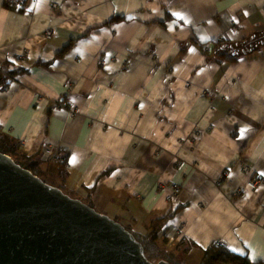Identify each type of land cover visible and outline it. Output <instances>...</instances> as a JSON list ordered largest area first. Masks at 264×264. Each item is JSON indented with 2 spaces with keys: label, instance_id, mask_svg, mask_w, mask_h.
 <instances>
[{
  "label": "crops",
  "instance_id": "1",
  "mask_svg": "<svg viewBox=\"0 0 264 264\" xmlns=\"http://www.w3.org/2000/svg\"><path fill=\"white\" fill-rule=\"evenodd\" d=\"M22 6L0 0V62L26 71L0 91V128L45 167L59 147L66 190L95 186L94 208L136 231L181 207L167 237L192 244L185 264L220 239L264 262V183L246 187L264 176V42L240 50L264 0Z\"/></svg>",
  "mask_w": 264,
  "mask_h": 264
},
{
  "label": "water",
  "instance_id": "2",
  "mask_svg": "<svg viewBox=\"0 0 264 264\" xmlns=\"http://www.w3.org/2000/svg\"><path fill=\"white\" fill-rule=\"evenodd\" d=\"M0 264L170 263L150 261L121 222L0 151Z\"/></svg>",
  "mask_w": 264,
  "mask_h": 264
},
{
  "label": "trees",
  "instance_id": "3",
  "mask_svg": "<svg viewBox=\"0 0 264 264\" xmlns=\"http://www.w3.org/2000/svg\"><path fill=\"white\" fill-rule=\"evenodd\" d=\"M19 1L20 0H4V5L7 9L20 8V10H23L24 8L22 5L20 6ZM262 42H264V35H256L255 37L244 41L240 50H248L251 48L256 49ZM229 54L230 53H220L218 55V59H225L228 61L238 60L239 57L231 56ZM25 72V69L17 66L10 60H3L0 62V91L6 89L11 81L17 79L19 75L24 74ZM0 151L10 155L17 163H19L24 168L31 170L34 174L41 177L45 182L59 187L64 192L70 194L65 188V182L69 175L66 168L67 156L64 155L59 157L60 159L63 158V161L59 159L58 161L53 160V162H49L48 167L44 169L42 167V161L40 157L28 155L23 150L20 141L4 132L1 128ZM88 189L90 192L89 198L83 201L94 207L91 195L92 190L95 189V186ZM180 208L181 207L171 210L165 216H159L151 219L147 225V230L144 232L136 231L134 229L135 219H133V221L130 223H123L119 221L118 218L114 219L121 222L135 235L137 240L142 243L145 254L150 261L154 263L166 261L170 264H185L183 261V256L190 251L192 244H189L188 240L183 239L180 241V243L174 245V251L169 250V239L167 237L170 221ZM200 264H264V262L254 263L251 261L248 255L237 254L227 248L220 247L216 243H212L205 249Z\"/></svg>",
  "mask_w": 264,
  "mask_h": 264
},
{
  "label": "built area",
  "instance_id": "4",
  "mask_svg": "<svg viewBox=\"0 0 264 264\" xmlns=\"http://www.w3.org/2000/svg\"><path fill=\"white\" fill-rule=\"evenodd\" d=\"M24 2V0H20L19 3L22 5ZM53 31H51L50 33H52ZM17 58H20V56H18ZM46 154L49 156H53V160L54 161H58L60 158L59 156V147L54 149V148H49L46 151ZM61 161H63V158L60 159ZM264 183V176L261 178H255V179H248L246 182V187H249L251 189L256 188L258 185L263 184ZM217 245H219L220 247L223 248H227V242L224 239H220L216 242Z\"/></svg>",
  "mask_w": 264,
  "mask_h": 264
},
{
  "label": "rangeland",
  "instance_id": "5",
  "mask_svg": "<svg viewBox=\"0 0 264 264\" xmlns=\"http://www.w3.org/2000/svg\"><path fill=\"white\" fill-rule=\"evenodd\" d=\"M51 31H48L47 33L48 34H53V32L52 33H50ZM48 166V165H47ZM42 167L44 168V169H46V167L42 164ZM255 189V188H254ZM112 218H114V217H112ZM127 219H128V217L125 219L126 221H127ZM119 220V219H118ZM121 220H123L124 221V219L123 218H121ZM169 248V250H173L174 251V248H175V246L173 245V246H169L168 247ZM177 252H179V251H177ZM178 254V253H177Z\"/></svg>",
  "mask_w": 264,
  "mask_h": 264
},
{
  "label": "snow or ice",
  "instance_id": "6",
  "mask_svg": "<svg viewBox=\"0 0 264 264\" xmlns=\"http://www.w3.org/2000/svg\"><path fill=\"white\" fill-rule=\"evenodd\" d=\"M75 160V157H73V161Z\"/></svg>",
  "mask_w": 264,
  "mask_h": 264
}]
</instances>
